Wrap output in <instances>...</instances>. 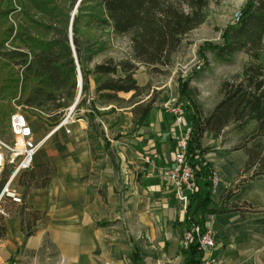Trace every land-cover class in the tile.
<instances>
[{
	"label": "trees",
	"instance_id": "16d2710c",
	"mask_svg": "<svg viewBox=\"0 0 264 264\" xmlns=\"http://www.w3.org/2000/svg\"><path fill=\"white\" fill-rule=\"evenodd\" d=\"M78 2V13L71 21V12ZM210 3L211 0H25L21 3L23 20L17 33L14 26L1 33V100L9 105L17 100L19 105L55 128L75 102L81 76L84 98L78 111L89 110L81 118L88 121L92 156L97 161L100 159L97 154L103 151L115 167L111 143L103 129L104 118L115 114L117 109L129 108L134 116L132 132H138L146 124L158 97L152 96L150 83L139 85L137 72L141 66L150 74L170 67L184 39L206 22ZM15 11L13 0H0V22ZM32 11L40 14V18L32 15ZM94 28L110 29L118 37H129L130 57L120 61L109 58L90 69L98 51L86 31ZM12 38L19 44L7 49L5 45ZM208 47L219 62L232 63L242 52L251 62L244 67L241 76L222 83L221 101L207 115L193 99L181 98L189 81L184 87L178 86V102L184 105L192 129L186 155L196 191L188 195V231L196 227L205 230L206 215L253 210L246 203L224 204L241 186L264 176V0H249L239 22L226 29L223 43ZM91 77L95 83L94 98ZM120 94L132 96L126 100ZM229 127L240 136L233 150H243L248 161L234 188L223 199L224 204L217 205L212 193L214 168L205 157L210 150L202 142L206 134L219 137ZM54 173L55 168L44 165L21 176L25 193L15 215L21 219L26 238L33 236L35 227L45 217L29 208L26 196L47 187ZM6 236V219L0 215V240ZM185 245L186 264H201L205 255L198 239L194 237Z\"/></svg>",
	"mask_w": 264,
	"mask_h": 264
},
{
	"label": "crops",
	"instance_id": "0c3cea01",
	"mask_svg": "<svg viewBox=\"0 0 264 264\" xmlns=\"http://www.w3.org/2000/svg\"><path fill=\"white\" fill-rule=\"evenodd\" d=\"M94 91L92 81L93 98ZM178 97L176 83L164 86L160 102L138 132H132L131 109L112 114L120 118L112 130L130 131V140H125L130 143L120 136L110 140L120 149L113 153L115 167L107 155L93 158L86 119L69 126L70 134L64 127L56 130L40 122L47 132L39 137L34 127L37 140L49 136L35 167L51 165L55 173L47 187L26 196V203L45 217L29 238L20 217L6 220L0 264H186L188 206L161 178L175 165L180 131L169 107ZM202 143L210 150L206 160L221 177L215 203L224 204L248 156L223 146L215 135L206 134ZM244 203L253 210L205 216L206 228L216 232L220 264H264V176L241 186L224 205Z\"/></svg>",
	"mask_w": 264,
	"mask_h": 264
},
{
	"label": "rangeland",
	"instance_id": "374dc122",
	"mask_svg": "<svg viewBox=\"0 0 264 264\" xmlns=\"http://www.w3.org/2000/svg\"><path fill=\"white\" fill-rule=\"evenodd\" d=\"M23 1L25 0H13V7L14 9H16V11L9 14L6 19L1 20L0 40L3 38V34L1 33H5V31H7L11 26H14L15 34L17 33L19 24L23 20V7L21 5ZM248 1L249 0H211L207 12L206 22L198 29L191 32L184 39L183 44L179 51L175 54L173 58V64L170 67H163L161 68V72L155 74H150L148 69L144 66L140 67L139 71L136 74V79L140 86V82L142 83L143 81L147 80V84H151L152 96L158 97V101L156 102L155 107L160 102L164 86H169L171 83H176L177 88L179 85H182V87H184L185 83L189 81V86L186 89L183 88L185 90V93L182 94L181 98L193 99L202 108L205 115L213 111V109L217 106L222 98L220 95V88L222 83L226 80H231L234 77L241 76L244 67L248 63H250L251 60L247 54L242 52L235 56L232 63L227 64L219 62L217 59H215L214 54L208 50V45L219 46L223 43V35L226 29L237 24L235 21L236 15L238 13L242 14V11ZM78 5L79 2L71 12V21L78 13ZM31 14L37 18H40V14L36 13L35 11H32ZM69 31H71V29ZM86 33L91 43H95V47L98 51L94 63L89 66L90 69L93 67V65L102 63L106 59L114 58L117 61H120L129 58L132 53L130 39L127 36L118 37L114 35L110 29L103 28H94L89 30L88 32L86 31ZM18 44L19 41H13L12 38L5 45V47L7 49H12L13 47H17ZM90 80L91 83L92 81L94 82L92 77L90 78ZM81 82L82 79L80 78L79 85L81 84ZM131 96L132 94H120V97L126 100L130 99ZM83 98L84 96L82 94L81 99ZM147 99L148 98H146V100ZM18 107H21L22 112L30 118L32 125L35 127V129H37L38 136L40 137L45 135L47 130L41 125L42 123H44L42 119L36 117L30 109L19 105L17 103V100H14L11 105H9L6 101H2L0 97L1 137L4 138L8 136L9 117L12 113L18 110ZM88 112L89 110L82 108L77 112L76 118L79 119L81 117H84ZM4 113L6 115H4ZM133 121L134 118L132 120V124ZM86 122L88 123V121ZM121 122L122 126L126 125V121L123 120ZM119 123L120 118L117 116V114L110 115L104 118L103 129L105 131L106 137L109 140L113 141L120 136L124 137L122 138L123 143H130L127 142L128 140H130V131L125 130L129 133L126 134L125 131L121 129L112 130ZM218 138L223 143V146L231 150L237 147L240 142V136L237 134L233 127L227 128ZM112 144L113 143H111V150L115 155H117V151L120 149H116L114 148V146L112 147ZM97 157L102 159L106 157V154L103 151H99ZM22 175L23 173H21L11 185V191L16 192L21 198L25 193V189L20 183ZM19 205L21 204H16L10 198L4 197L0 201V211L5 212L8 216H5L1 213L0 215L5 217V219L7 220L17 213Z\"/></svg>",
	"mask_w": 264,
	"mask_h": 264
},
{
	"label": "built area",
	"instance_id": "2783aa9c",
	"mask_svg": "<svg viewBox=\"0 0 264 264\" xmlns=\"http://www.w3.org/2000/svg\"><path fill=\"white\" fill-rule=\"evenodd\" d=\"M241 13L236 15V23L241 18ZM82 97V86H78V96L76 102L66 110L62 122L55 128H66L68 134L71 133L69 126L74 125L78 119V105ZM175 117V127L180 131L175 147V165L162 172V181L172 187L177 198L184 203L187 208L189 204V194L196 191L192 183V169L187 160L188 141L192 129L187 119L185 107L183 104L174 100L169 107ZM9 133L7 137H1L0 134V201L8 197L16 204H22V198L11 191V185L21 173L32 170L35 167V157L44 146L49 136L42 140H37L34 126L30 118L24 114L21 107L9 117ZM5 182V183H4ZM221 184L219 172L214 170L212 174V193L215 195ZM1 214L8 216L5 212ZM196 237L199 248L204 253L205 258L201 264H220L216 255L217 242L216 232L212 228L202 230L200 227L192 231L186 230L183 235L184 242H190Z\"/></svg>",
	"mask_w": 264,
	"mask_h": 264
},
{
	"label": "water",
	"instance_id": "95a60500",
	"mask_svg": "<svg viewBox=\"0 0 264 264\" xmlns=\"http://www.w3.org/2000/svg\"><path fill=\"white\" fill-rule=\"evenodd\" d=\"M80 78H81V76H80ZM82 79V78H81Z\"/></svg>",
	"mask_w": 264,
	"mask_h": 264
}]
</instances>
